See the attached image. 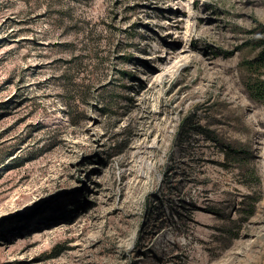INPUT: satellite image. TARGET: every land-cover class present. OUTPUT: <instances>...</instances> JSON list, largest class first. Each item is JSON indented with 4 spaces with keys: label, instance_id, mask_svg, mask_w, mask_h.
<instances>
[{
    "label": "rangeland",
    "instance_id": "obj_1",
    "mask_svg": "<svg viewBox=\"0 0 264 264\" xmlns=\"http://www.w3.org/2000/svg\"><path fill=\"white\" fill-rule=\"evenodd\" d=\"M262 49L264 0H0V264H264Z\"/></svg>",
    "mask_w": 264,
    "mask_h": 264
},
{
    "label": "trees",
    "instance_id": "obj_2",
    "mask_svg": "<svg viewBox=\"0 0 264 264\" xmlns=\"http://www.w3.org/2000/svg\"><path fill=\"white\" fill-rule=\"evenodd\" d=\"M74 45H72L71 43H67L61 46L62 49L64 50H68L69 52H71L73 50ZM83 63V59L80 56H72L69 64V70H65L62 74V77L60 79V85H61V90H62V95H61V99L62 102L65 106H67L69 108V112H68V116L72 119L73 122V116L76 119L77 115L75 114V112H77V109H75L76 107L73 106V103H71L72 101H80V102H86L88 100V98H90V85L91 83L84 84V83H79L76 84L74 83V77L72 76V72L74 71H79L81 69ZM253 66H261L264 67V49H262L258 56L255 58V60H253V62L251 63ZM255 87V96L258 97L259 100L264 101V89H262V86H259L257 84L254 85ZM224 149H226V151L228 153H226V158L232 162H242L240 160L243 159H239V160H235L236 157H238L239 155H235L236 151L231 148L230 146H224L222 147ZM248 214H251V208H247L244 209ZM232 235H235V233H232Z\"/></svg>",
    "mask_w": 264,
    "mask_h": 264
}]
</instances>
